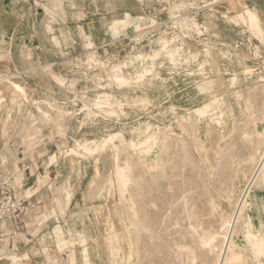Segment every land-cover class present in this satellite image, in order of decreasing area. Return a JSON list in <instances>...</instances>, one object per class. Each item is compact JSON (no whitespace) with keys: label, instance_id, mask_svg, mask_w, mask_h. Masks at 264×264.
Masks as SVG:
<instances>
[{"label":"rangeland","instance_id":"obj_1","mask_svg":"<svg viewBox=\"0 0 264 264\" xmlns=\"http://www.w3.org/2000/svg\"><path fill=\"white\" fill-rule=\"evenodd\" d=\"M128 2H132L129 6L134 12L110 17L98 44L79 28L74 38L80 40V47L62 51L54 34L53 40L62 56L57 70L41 67L33 77L19 76L17 72L0 73V172L11 171L15 158L12 145L20 138L52 142L53 162L60 167L57 183L47 189L48 196L38 197L40 203L33 201V206L28 205L26 215L31 218L25 220L27 231L0 243V264H51L47 259L56 258L57 264H68L71 256L73 264H124L115 258L117 246H121L124 256L131 251L130 264H136L134 248L124 230L125 201L131 188L141 187L139 181L145 179L142 176L146 177V173L141 167L139 172L132 168L136 181L127 185L126 199L121 201L114 176L117 151L120 150L122 162L126 157L130 160L140 157L139 149L128 147L131 140L142 142L147 138L146 141L149 135L151 141L155 138L159 159L163 157L161 154L165 157L169 154V149L165 152L162 148L167 141H186L197 166L195 169L186 162L184 174L181 168L173 171L175 177L179 176L177 182L181 180L180 184L186 186L182 180L187 174L196 177L193 185L214 194L217 218L232 213L244 190L241 189L246 186L243 187L245 176L241 169L228 182H220L208 156L221 151L227 140L236 136L235 124L247 115L243 112L246 105L243 100H251L254 110L260 106L258 101L264 92V0ZM119 3V7L128 6L127 0ZM246 11L259 17L261 36L240 20L241 14L247 15ZM124 17L129 19V25L122 30L118 27L116 34L109 24ZM160 37L171 40L172 50L178 49L176 61L162 51L154 60L147 57L160 49L157 42ZM137 54L144 57L136 62L135 68H130L124 61ZM115 66L119 69H113ZM116 75L127 79L126 83L119 81V84ZM233 77L236 80L230 84ZM207 103L210 107L203 118L194 115L193 109ZM237 104L242 111L233 110ZM191 115L196 122L194 131L182 127L189 126ZM110 134L119 135L110 144L114 147L108 144L103 148L100 141ZM164 137L169 139L165 143ZM86 141L99 149L93 154L85 153L78 143ZM197 145L201 147L198 149ZM253 165L252 159L242 169L250 173ZM165 170H170L168 165ZM107 180H112L111 184ZM30 192L32 189L23 190L22 194L27 196ZM244 250L250 264L253 257L247 247ZM260 260L264 263L263 257ZM150 264L161 263L156 258Z\"/></svg>","mask_w":264,"mask_h":264},{"label":"bare ground","instance_id":"obj_2","mask_svg":"<svg viewBox=\"0 0 264 264\" xmlns=\"http://www.w3.org/2000/svg\"><path fill=\"white\" fill-rule=\"evenodd\" d=\"M240 17V20L246 21L249 27L257 32L258 37L263 34L259 17L255 13L248 11L247 15L246 13L245 15L241 14ZM109 25L111 29H115L113 32L117 34V28L119 27V30L125 29L129 25V19L127 17L115 19L112 24ZM170 41L160 37L157 41L160 45V49L154 51L147 57H149L150 60H154L162 51L164 54H168L170 60L173 62L176 61L177 59L175 60V56L179 52H177V47V50H172L170 48ZM142 55H132L124 62L130 68H135L136 62L142 61L144 57H142ZM119 67L115 66L113 69L117 70L116 68L119 69ZM246 69L248 70V67ZM115 77L118 79V83L119 81H121V83L122 81L126 83L125 81L127 79L123 76L116 75ZM138 77H141V75H138ZM235 80V77L231 78L230 84H233ZM254 99L257 101L256 97ZM243 101L246 104L244 110L239 104L233 107V110L236 112L243 110V112L247 114L244 118H239L241 122L237 120L239 123L235 124L236 136L227 140L228 142H226V145H223L224 147L222 150L218 151L219 154L211 153L208 156V159L215 166V173L220 182H228L234 177L238 169H242L250 164L252 159L254 161L249 176H247L246 186L243 188L244 190L242 189L243 192L241 191L242 194L237 199L233 211L229 215L217 218L215 215L217 211V201L214 194L209 192L207 187V192L209 193L203 191L202 187L199 188L198 183V187L195 186V184L193 185V183H196L194 181L196 177L193 179L187 174L186 176L188 177L184 178V181L182 180L184 185L187 184L186 186L180 184V179V181L177 182L179 176L177 175L175 177V172L173 171L181 168L180 170H182V174H184V171H187L184 168L187 167L186 165L188 163L194 165L193 167H195V169L197 166L195 160L192 159L193 157L191 158L189 153L188 143L186 141L184 142L183 139H181V142L178 140L167 141L169 139L164 137L162 142H167L162 148L163 150L165 149V152L169 151V154H167V152L166 157L163 155L164 153L161 154L163 157L159 155L160 159L157 154L158 142L154 141V137H152L154 138L153 141L149 139L150 135L146 141L144 140L147 138L142 142L131 140L128 143V147L133 150L139 149L140 157L135 158V160H130L126 157L123 158V162L120 161L121 153H118L120 152V148L115 144V146L119 148V151L114 155V176L118 186L120 201L124 199L126 187H129L127 185L133 180L136 181L133 174L135 172L132 173L135 169L134 167L137 169L141 167L143 173H146V177L142 176L145 179L139 181L141 187L135 185L131 188V185V189L129 188L130 191L127 189L129 193V199L125 197L127 206L124 202V205L127 207V220H122L124 222L126 237L127 235L130 237L131 244L134 248L137 258L136 264H150V262L156 258L160 260L161 264H247L245 259L247 253L244 255V247H247V250L253 257L250 264H264L260 260L261 257L264 258V92L261 93L258 101L260 106H257L255 110L253 106H251V100L246 99ZM95 105H97V103ZM209 107L210 104L207 103L193 109L192 112L197 117L203 118ZM255 111L257 112L254 114ZM193 116L191 115L192 119L190 118L192 121ZM218 120L219 118H217L216 122ZM192 121H190L192 127L189 124L191 128L189 126H182L183 129L192 131L196 125L195 120ZM180 123H182V125L184 124L181 120ZM147 129L148 127L146 130ZM188 132L191 134L190 131ZM117 135H108L102 142L100 141V143H102L101 146L104 148V146L109 144V147H112L114 144L112 146H110V144H112ZM100 143H98L99 146ZM78 145H81L85 153L90 152L93 154V152L99 149L98 147H91L90 141L82 142V144L78 143ZM200 147L201 145H197L198 149ZM77 148L79 147H76V149ZM166 149L169 150L166 151ZM69 150L73 152L72 149L69 148ZM160 152L162 153L163 151ZM76 153H78V151H76ZM90 153L87 154L90 155ZM207 155L208 152H206V156ZM166 165L169 166V171L165 170ZM139 171H141V169H138V172ZM143 173H141V175H143ZM166 173L169 176H166ZM173 175L174 178H172ZM180 177L183 178L182 176ZM109 179H111V177ZM107 182L111 184L112 180H107ZM178 184L181 186H176ZM206 188L204 187V189ZM247 250L246 252H248ZM45 251L48 252L46 249ZM64 252L65 255L66 251ZM121 253V247L118 248L117 246L114 254L117 261L120 259V261H124V264L132 263L133 253L131 251H129L126 256ZM67 254L66 256H68ZM64 255L61 254L63 257ZM59 258L61 259L60 256ZM47 260V263L51 262V264H57V260L56 262L51 259L50 261L49 259ZM67 262L69 264V261ZM63 263L65 264V262ZM17 264L25 263L19 262ZM115 264H119V262Z\"/></svg>","mask_w":264,"mask_h":264},{"label":"crops","instance_id":"obj_3","mask_svg":"<svg viewBox=\"0 0 264 264\" xmlns=\"http://www.w3.org/2000/svg\"><path fill=\"white\" fill-rule=\"evenodd\" d=\"M60 1L57 5V0H0V73L17 72L19 76L33 77L41 67L57 70L58 59L62 57L59 49H78L81 45L80 40L74 38L75 31L82 28L98 44L110 17L134 12L128 0L125 8L119 7V0ZM54 34L59 49L53 40ZM14 142L11 171L15 173L21 194L23 190L32 189L30 195H25L26 209L22 217L27 227L25 220L31 218L26 215L30 210L28 205L33 206V201L40 203L38 197L48 196L47 189L57 183L60 167L53 162L52 142H38L36 138H20ZM21 163L29 164V170L21 172ZM240 171L245 176L244 187L249 171L246 168ZM72 259L71 256L69 264H73Z\"/></svg>","mask_w":264,"mask_h":264},{"label":"built area","instance_id":"obj_4","mask_svg":"<svg viewBox=\"0 0 264 264\" xmlns=\"http://www.w3.org/2000/svg\"><path fill=\"white\" fill-rule=\"evenodd\" d=\"M95 54L96 51H92ZM95 58V55H92ZM15 75H12V78ZM60 141V138H57ZM21 172L29 170V164L21 163ZM25 197L16 184V176L11 171L0 172V243L14 240L27 231L23 222L26 209Z\"/></svg>","mask_w":264,"mask_h":264}]
</instances>
